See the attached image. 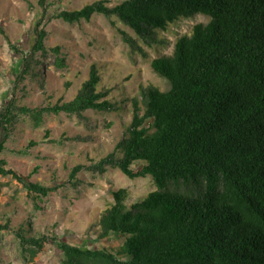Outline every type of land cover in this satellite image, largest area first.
Segmentation results:
<instances>
[{
  "label": "trees",
  "instance_id": "trees-1",
  "mask_svg": "<svg viewBox=\"0 0 264 264\" xmlns=\"http://www.w3.org/2000/svg\"><path fill=\"white\" fill-rule=\"evenodd\" d=\"M94 13L117 15L144 39L182 17L202 13L209 19L180 35L171 53L151 60L168 88L143 87V105L138 94L131 97L132 118L114 149L96 162L76 164L69 175L73 180L82 168L103 172L116 166L130 178L152 175L156 188L131 203L126 188L112 191L113 202L97 224L100 238L124 236L116 247L91 248L51 237L63 263L264 264V0H121L114 5L95 0L56 16L73 22ZM45 35L43 28L36 29L30 54L45 49ZM53 49L58 52L59 46ZM22 59L26 72L28 55ZM100 81L92 63L71 99L20 109L36 118L42 111L118 109L121 103ZM11 107L0 111V129L8 128ZM1 162L0 174L22 181L33 198L57 188ZM135 162L141 165L133 167ZM9 227L0 222V229ZM16 235L32 254L47 238L23 229Z\"/></svg>",
  "mask_w": 264,
  "mask_h": 264
},
{
  "label": "rangeland",
  "instance_id": "rangeland-1",
  "mask_svg": "<svg viewBox=\"0 0 264 264\" xmlns=\"http://www.w3.org/2000/svg\"><path fill=\"white\" fill-rule=\"evenodd\" d=\"M92 1L0 0V111L12 105L8 128L0 129V165L5 160L6 167L23 177L57 186L46 196L33 198L22 181L0 174V222L10 225L0 229V264H64L61 250L51 240L54 236L91 248L116 247L124 236L100 238L97 224L113 202L112 191L126 188V202L131 203L156 188L152 175L130 178L116 166L103 172L82 168L73 180L69 175L76 164L98 161L122 139L132 118V96L138 94L143 105V87L168 88L166 79L153 71L151 60L171 53L180 35L209 16L182 17L149 39L138 36L115 14L94 13L73 22L56 16L62 9ZM41 28L46 32L45 49L30 54L36 29ZM122 31L134 46L124 40ZM25 55L30 68L23 72ZM92 63L98 67L100 86L110 88L112 99L121 103L118 109L89 108L80 114L42 111L39 118L20 109L71 99ZM19 229L27 235H46L42 248L32 254L17 237Z\"/></svg>",
  "mask_w": 264,
  "mask_h": 264
}]
</instances>
